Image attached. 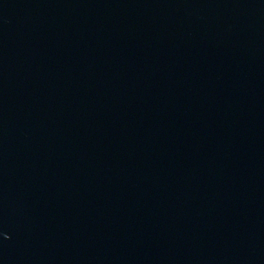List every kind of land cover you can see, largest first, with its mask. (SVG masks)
Wrapping results in <instances>:
<instances>
[{"label": "water", "instance_id": "water-1", "mask_svg": "<svg viewBox=\"0 0 264 264\" xmlns=\"http://www.w3.org/2000/svg\"><path fill=\"white\" fill-rule=\"evenodd\" d=\"M0 264H264V0H0Z\"/></svg>", "mask_w": 264, "mask_h": 264}]
</instances>
